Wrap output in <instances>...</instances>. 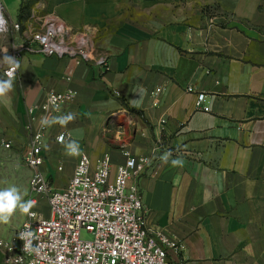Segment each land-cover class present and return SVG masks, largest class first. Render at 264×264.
Masks as SVG:
<instances>
[{"label": "crops", "instance_id": "obj_1", "mask_svg": "<svg viewBox=\"0 0 264 264\" xmlns=\"http://www.w3.org/2000/svg\"><path fill=\"white\" fill-rule=\"evenodd\" d=\"M0 9L9 22L0 59L26 40L13 23L37 30L47 16L90 34L107 58L102 67L23 54L2 98L10 148L1 149L25 154L41 122L29 109L48 92L72 91L49 121L74 118L48 125L43 140L41 169L53 190L73 176L71 141L93 167L109 154L112 179L125 152L146 156L129 183L139 186L151 234L177 242L171 264H264V0H0ZM62 133L70 140L59 142ZM177 158L183 164L173 167Z\"/></svg>", "mask_w": 264, "mask_h": 264}, {"label": "built area", "instance_id": "obj_2", "mask_svg": "<svg viewBox=\"0 0 264 264\" xmlns=\"http://www.w3.org/2000/svg\"><path fill=\"white\" fill-rule=\"evenodd\" d=\"M12 27L26 37L23 44L12 48L11 56L17 62L23 54L37 53L107 66V58L96 54L92 36L75 31L57 16H47L37 30H22L19 23H13ZM8 30L9 22L0 9V35ZM1 67L7 77L8 73L12 77L17 75V65L3 63ZM161 92V87L156 88L153 95L157 97ZM74 96L72 91L48 92L29 113L39 111L41 120H49L54 113L60 115L62 106ZM205 97V94L198 96L197 106L206 110ZM47 129L48 125L38 124L25 153V163L31 170L30 200L36 205L45 199L46 206H34L30 210L32 215L26 214L11 237L0 239L4 264H171L168 248H176L177 242L162 232L151 234L139 186L136 182L129 183L145 170L149 158L125 152V162L117 167L112 179L109 154L93 167L90 157L80 150L68 185L53 190L41 169ZM66 140H70L67 133L58 136L59 142ZM2 145L10 148L8 142L3 141ZM29 231L33 239L29 250L24 251L25 242L19 234ZM83 231L91 234V238L83 237Z\"/></svg>", "mask_w": 264, "mask_h": 264}, {"label": "clouds", "instance_id": "obj_3", "mask_svg": "<svg viewBox=\"0 0 264 264\" xmlns=\"http://www.w3.org/2000/svg\"><path fill=\"white\" fill-rule=\"evenodd\" d=\"M3 63L8 65H17L18 62L14 57L5 55L2 59ZM7 80H0V95L8 93L14 86V81L12 79L11 73H8ZM72 114H67L64 116L57 117L53 121H49L47 118L41 120L42 126L50 125L52 123H59L60 125H66L69 121L73 119ZM61 139H63L61 137ZM66 151L69 155H79L80 149L79 144L76 141H71L65 145ZM162 159L167 162L168 156L165 155ZM173 167L182 166L183 161L179 158L173 159L171 161ZM34 207V203L31 200H24L23 194L20 189L12 184L6 188L0 189V223H7L10 218L19 210V212L24 214L32 215L31 209ZM20 238L25 242L24 251L29 250L30 241L33 239L32 233H20Z\"/></svg>", "mask_w": 264, "mask_h": 264}, {"label": "rangeland", "instance_id": "obj_4", "mask_svg": "<svg viewBox=\"0 0 264 264\" xmlns=\"http://www.w3.org/2000/svg\"><path fill=\"white\" fill-rule=\"evenodd\" d=\"M0 80H5V75L0 71ZM3 95H0V109L3 104ZM4 140L3 131L0 130V189L9 185H16L23 194L24 200H30L31 192L29 188L30 171L25 163V154L14 152L12 150L1 149ZM26 153V151H25ZM44 206V205H43ZM47 213V211L45 212ZM26 214L17 212L10 218L7 223H0V239L13 233L22 223ZM83 237L91 238V234L86 231L82 232Z\"/></svg>", "mask_w": 264, "mask_h": 264}]
</instances>
